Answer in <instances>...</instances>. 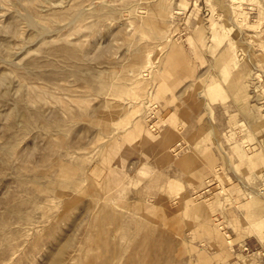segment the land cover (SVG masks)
<instances>
[{"label": "rangeland", "instance_id": "1", "mask_svg": "<svg viewBox=\"0 0 264 264\" xmlns=\"http://www.w3.org/2000/svg\"><path fill=\"white\" fill-rule=\"evenodd\" d=\"M0 264H264V0H0Z\"/></svg>", "mask_w": 264, "mask_h": 264}, {"label": "built area", "instance_id": "2", "mask_svg": "<svg viewBox=\"0 0 264 264\" xmlns=\"http://www.w3.org/2000/svg\"><path fill=\"white\" fill-rule=\"evenodd\" d=\"M243 250H245V251H246V250H247V248H246V247H244V248H243Z\"/></svg>", "mask_w": 264, "mask_h": 264}]
</instances>
